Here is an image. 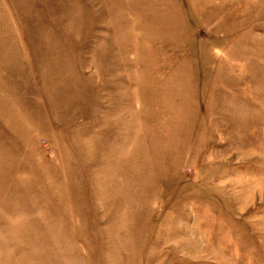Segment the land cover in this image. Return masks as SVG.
Here are the masks:
<instances>
[{
  "label": "rangeland",
  "instance_id": "374dc122",
  "mask_svg": "<svg viewBox=\"0 0 264 264\" xmlns=\"http://www.w3.org/2000/svg\"><path fill=\"white\" fill-rule=\"evenodd\" d=\"M0 264H264V0H0Z\"/></svg>",
  "mask_w": 264,
  "mask_h": 264
}]
</instances>
